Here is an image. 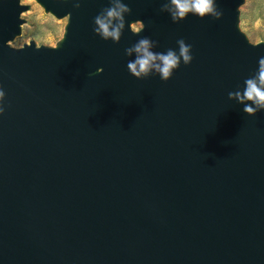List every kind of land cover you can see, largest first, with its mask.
I'll use <instances>...</instances> for the list:
<instances>
[{"label": "water", "instance_id": "1", "mask_svg": "<svg viewBox=\"0 0 264 264\" xmlns=\"http://www.w3.org/2000/svg\"><path fill=\"white\" fill-rule=\"evenodd\" d=\"M36 1L68 18L58 47H11L30 6L0 0V264H264V110L228 96L264 58L245 0L179 23L167 0H123L120 43L93 31L109 0ZM142 37L194 59L137 79Z\"/></svg>", "mask_w": 264, "mask_h": 264}, {"label": "clouds", "instance_id": "2", "mask_svg": "<svg viewBox=\"0 0 264 264\" xmlns=\"http://www.w3.org/2000/svg\"><path fill=\"white\" fill-rule=\"evenodd\" d=\"M109 5L94 17L93 31L105 41L120 43L126 26L125 17L131 13V8L123 0H109ZM74 7L77 9L81 7L80 0H75ZM161 11L169 13L175 23L186 19L189 14L201 19L211 16L216 20L223 16L216 0H167ZM132 27L137 33L141 30L135 25ZM177 45L178 51L169 48L166 52H156L154 49L159 46L158 42L150 37H142L132 46L125 48L127 56L135 57L128 61V71L137 79H145L155 73L167 82L181 67V63L190 65L194 59L192 46L184 39L177 40ZM99 71L102 73L100 69ZM228 96L229 99L244 105L243 111L249 116H256L258 112L264 110V58L259 60L255 74L245 79L243 89L229 92ZM5 98L6 93L0 85V116L5 113Z\"/></svg>", "mask_w": 264, "mask_h": 264}, {"label": "rangeland", "instance_id": "3", "mask_svg": "<svg viewBox=\"0 0 264 264\" xmlns=\"http://www.w3.org/2000/svg\"><path fill=\"white\" fill-rule=\"evenodd\" d=\"M30 6L22 15V32L13 42V48H22L35 42L38 47H58L65 35L68 18L58 19L47 12L36 0H21ZM239 28L252 44L264 43V0H245L239 8ZM141 27V24H135Z\"/></svg>", "mask_w": 264, "mask_h": 264}]
</instances>
